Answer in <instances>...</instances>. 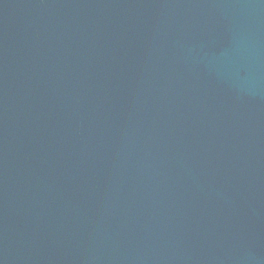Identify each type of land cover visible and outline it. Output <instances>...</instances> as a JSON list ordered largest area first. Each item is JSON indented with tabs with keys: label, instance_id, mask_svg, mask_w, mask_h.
<instances>
[{
	"label": "water",
	"instance_id": "water-1",
	"mask_svg": "<svg viewBox=\"0 0 264 264\" xmlns=\"http://www.w3.org/2000/svg\"><path fill=\"white\" fill-rule=\"evenodd\" d=\"M0 264H264V0H0Z\"/></svg>",
	"mask_w": 264,
	"mask_h": 264
}]
</instances>
